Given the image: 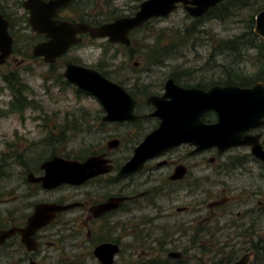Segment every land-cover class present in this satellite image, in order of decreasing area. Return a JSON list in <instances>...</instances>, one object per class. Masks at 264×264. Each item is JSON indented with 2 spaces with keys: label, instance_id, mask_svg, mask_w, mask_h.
Segmentation results:
<instances>
[{
  "label": "flooded vegetation",
  "instance_id": "obj_1",
  "mask_svg": "<svg viewBox=\"0 0 264 264\" xmlns=\"http://www.w3.org/2000/svg\"><path fill=\"white\" fill-rule=\"evenodd\" d=\"M109 1L114 0H63L64 4L57 6L55 0H0V16L12 40L11 51L0 64V122L12 117L11 123L15 120L23 127H26L25 123L29 124L23 131L16 126L8 130L0 128V231L13 229L0 241V264H86L89 259L103 264L94 253L96 247L103 243L117 245L118 250L111 261V264H117L120 240L115 236L100 235L103 228L113 227L138 228L134 238L146 240L149 244L145 252L141 251L142 255L132 257L129 252L131 259L120 264H129L147 256H161L162 260L167 258L172 264H192V260L198 264L229 263L209 261L217 259L223 250L212 246L213 250L207 251L206 247L211 244L250 243L257 237H264V161L252 152L250 145H237L220 152L216 147L198 148L183 140L163 150L154 149V153L145 157L136 170L120 171L145 138L160 128L163 122L161 110L149 99L170 100L166 95L169 82L180 88H197L204 92L217 85L252 87L260 82L264 86V62L258 61L257 49L252 48V60L247 71L252 79L243 83L225 82L223 67L218 66L220 61L217 58L212 59L214 62L207 60L211 63L210 74L206 66L189 69L187 66L191 61L177 60L166 53L161 58L154 55V58L144 61L143 67L139 61L123 66L121 81L108 78L95 68L131 95L134 99L133 115L124 120H105L106 113L100 104L101 122L122 128L118 129L120 137L107 140L105 145L93 146L92 143L88 150L66 156L62 148L67 119L64 122L56 111L35 107L37 94L32 92L30 82H25V75L33 66L52 70L57 81H66L67 86L76 89V93L91 95L69 83L64 71L69 63L92 67L80 60L79 47L88 41L100 39L103 43L107 39L93 38L87 31L77 33L80 42L71 44L53 61L45 60L44 55H35L33 50L35 46L49 42L47 29L50 24L53 27V23L65 21L72 25L98 26L121 16H132L145 0H132L135 4L126 5L123 11L115 7L106 10L102 5L97 9V4H108ZM37 9L41 15L38 25L41 31L33 28L35 20L32 13ZM210 9L201 16H192L184 4L179 3L174 11L180 10L187 19L198 22ZM170 14L152 17L131 30L129 44L114 45L132 52L143 49V45L138 48L133 43L132 34L147 28L152 22L164 24ZM156 30L157 35L171 36L169 41L175 39L176 33L208 35L205 27L160 26ZM202 37L195 41L194 47L205 41ZM165 46V42L155 43L144 49L150 51ZM184 110L175 112L186 113ZM185 117L173 115L168 118L176 127L187 122ZM219 119V113L213 109L200 116V121L205 124L217 123ZM261 121H264V116ZM88 126L95 125L88 123ZM241 135H258V142L264 150V123L248 128ZM56 156L80 162L97 157L95 165L98 169L108 167V170L81 184L59 183L48 188L42 182L46 175L43 166ZM65 189L73 192L67 199L64 198ZM111 198L120 200L108 209L100 207ZM46 204L74 206L57 210L48 222L34 225L31 232L26 231L32 217L49 214L37 215V208ZM256 223L258 230L248 235L247 231L255 229ZM148 227L152 229L151 234L145 229ZM66 230L72 234L65 236ZM150 250H155V253L151 254ZM174 251L179 252V256L170 254ZM65 253L70 254L67 260L63 259ZM244 254H249L247 264H250L256 252L239 249L230 262ZM82 256L84 259H79Z\"/></svg>",
  "mask_w": 264,
  "mask_h": 264
},
{
  "label": "water",
  "instance_id": "obj_2",
  "mask_svg": "<svg viewBox=\"0 0 264 264\" xmlns=\"http://www.w3.org/2000/svg\"><path fill=\"white\" fill-rule=\"evenodd\" d=\"M57 6L64 4L63 0H55ZM222 0H145L132 16H121L113 21L102 23L98 26H89L84 23L70 24L61 21L50 24L47 44L35 46V55H44L45 60L53 61L63 54L71 44L80 42L77 33L89 32L93 38H106L110 43L129 44V33L140 27L152 17H165L169 15L177 4L182 3L192 16H201L212 6ZM40 12L37 9L32 13L33 28L41 31L38 26ZM49 21L50 16H48ZM6 23L0 16V64L11 51V37L8 35ZM254 31L264 41V10L255 15ZM69 83L93 95L105 111V120H124L132 117L134 99L118 83L108 79L98 70L79 64L69 63L64 71ZM167 94L170 100L164 101L158 98H150L149 101L158 104L161 110L160 128L145 138L140 147L135 150L134 156L120 172L136 170L145 157L154 153V149H166L183 140L189 141L198 148L216 147L220 152L237 146L250 145L252 152L264 161V150L258 142V135H244L241 133L248 128L264 123V86L258 82L252 87H239L233 85L213 86L207 92L197 88H180L169 82ZM172 84L174 86H172ZM170 86V87H169ZM173 88V89H172ZM161 103V104H160ZM178 109H185L186 113H176ZM213 109L219 113V121L213 124H205L200 121V116L206 110ZM174 110V112H173ZM176 111V112H175ZM181 115L187 122L174 127V122L169 116ZM167 116V117H166ZM168 118V119H167ZM170 121V122H169ZM176 129V130H175ZM178 129V130H177ZM175 131V132H174ZM178 133V134H177ZM153 143V144H152ZM97 157H89L85 161L67 159L56 156L44 164L46 175L42 178L45 187H52L59 183L81 184L90 177L107 169H98ZM101 163V161H99ZM120 199L111 198L100 207L110 208ZM74 204H46L37 208V215L49 214L46 217L34 216L29 220L26 231L31 232L32 227L45 224L57 210H65ZM13 232V229L0 231V241ZM118 247L112 243H103L96 247L94 253L103 264H111L112 256ZM179 256V252L170 253ZM249 254H244L240 259L221 264H247Z\"/></svg>",
  "mask_w": 264,
  "mask_h": 264
},
{
  "label": "rangeland",
  "instance_id": "obj_3",
  "mask_svg": "<svg viewBox=\"0 0 264 264\" xmlns=\"http://www.w3.org/2000/svg\"><path fill=\"white\" fill-rule=\"evenodd\" d=\"M132 0H114L109 1L108 4L100 3L97 4V9L102 5L103 9H113V7L123 11L126 8V5H133L135 3L131 2ZM132 3V4H130ZM242 17L233 16L231 19H227L225 21L205 18L202 20V27L208 29V35H204L202 39L203 43L196 47L192 46L188 51H185L183 56L175 58L180 60H188L191 61V66L189 69L198 67V65L206 66L208 69V73L210 74L212 71L211 63H208V57H213L209 52L211 46L215 44H222V40L233 37L235 34L244 32L247 30L244 25L246 22L242 20V22H238V19ZM232 19H235L233 21ZM185 22L187 24L190 23V19H187L183 12L180 10L173 11L168 19L164 22V24H156L152 22L148 25L147 28L134 32L132 34L133 43L137 45L139 48L143 45V49L139 51H130L128 49L122 48L121 46L112 44L110 47L105 46L102 47V41L95 40L94 42H85L83 46L79 47V58L84 64H88L94 68L98 66V62L102 61V67L105 70L111 71V76L113 80L121 81L123 66L125 65H133L134 62L139 61V64H142V67L145 65L144 61L148 60L146 53V47L151 44L159 43L157 39V28L160 26H172L175 28L181 27V24ZM200 23V21L198 22ZM151 34V35H150ZM150 35V36H149ZM148 49V48H147ZM252 51V50H251ZM250 51V52H251ZM242 52L243 56L240 58L230 59L226 55L219 54L215 56L218 61V66L221 63H231L237 71L241 73L249 71V65L251 64L252 55L248 49L243 48ZM253 52H251L252 54ZM115 56L113 57V55ZM249 54L250 56H247ZM224 56V57H223ZM150 57V56H149ZM214 60V59H213ZM211 59V62H214ZM232 60H245L239 61L237 63L232 62ZM224 61V62H223ZM238 65H234V64ZM220 67V66H219ZM224 70V69H223ZM224 73V71H223ZM27 78L25 82H30V86L32 92L37 94L35 107H46L48 111H53L59 113L60 119H67V122L64 123L65 132L63 133V148L62 153L73 155L80 153L81 151L88 150L90 145L95 146L96 144H106V141L112 139L114 137H120V129L114 125L103 124L101 122L100 116L103 114L100 112L101 105L99 101L91 96L85 95L83 93H76L75 88H72L60 82V80H56V74L53 71H49L48 69L39 68L37 66H33L29 73H26ZM46 77L44 79L43 77ZM122 83V82H121ZM32 114L34 111H31ZM10 118H7L0 122V128L8 130L12 129L15 126L23 131L24 128L29 127L28 123H25L26 127H23L22 124H18L17 121L13 120V123L10 122ZM88 123H94L95 126L89 128ZM32 126V125H31ZM118 129H120L118 131ZM92 147V146H91ZM71 189H65L64 198L67 199L71 195ZM154 228V227H153ZM147 232L150 233L152 231L151 228H145ZM138 228L131 227H118V228H103L100 235H108L115 236L121 242V252H119L117 259V264L124 263L125 260L131 259L129 257V252L132 253V257L135 255H142V252H145L147 247L146 240L145 242L141 241L138 238H134L137 234ZM99 232V233H100ZM97 233V235L99 234ZM72 233L69 230H66L65 236H70ZM151 234V233H150ZM182 246V245H181ZM180 250V249H178ZM151 254L154 251L150 250ZM192 253H189V255ZM70 257L69 253L63 254V259H68ZM85 256L79 257V259L83 260ZM133 259V258H132ZM97 262V261H96ZM96 262L92 259H89L86 264H96ZM126 262V261H125ZM203 262H206V258L204 257ZM193 264H198L194 260L191 261ZM209 264V263H208Z\"/></svg>",
  "mask_w": 264,
  "mask_h": 264
},
{
  "label": "trees",
  "instance_id": "obj_4",
  "mask_svg": "<svg viewBox=\"0 0 264 264\" xmlns=\"http://www.w3.org/2000/svg\"><path fill=\"white\" fill-rule=\"evenodd\" d=\"M264 9V0H222L217 6L210 9V11L203 16L202 20L205 18L225 21L227 19H231L233 16H241V19H238V22H242V20L245 23L244 27L247 29L244 32L235 34L231 38H227L225 40H222V44H215L211 46L210 48V54L213 57H208L207 60L214 59L216 60V54H223L227 57L234 58H241L243 56V48H246L251 51L252 48L257 49V59L258 61L264 62V42L253 32L254 28V17L256 13L260 10ZM199 19V18H198ZM201 22L198 23L195 21V19H190V23L187 24L183 22L181 24V27L178 28H194V29H201L203 28V24ZM235 21V19H232ZM199 34V33H198ZM195 34V33H176L174 36L173 41H169L168 37H171L169 35H163L162 33L158 34L156 37L159 41L158 44H161L163 42L166 43L165 47L162 48H153L149 49L150 51H144L146 53V56L148 59L154 58V55H157V58H161L163 53L172 55V58H178L183 56L184 52L186 50H189V45L192 47L196 40H200L202 36ZM194 38V39H191ZM164 39H167V41H164ZM112 44L109 43L107 40L103 41L102 47L105 48V46L110 47ZM106 50V48H105ZM251 55V52H250ZM247 54V56H250ZM115 54L113 55V57ZM150 56V57H149ZM224 57V56H223ZM252 58V57H250ZM261 58V59H260ZM230 60H228V63H221L220 66L223 67V79L224 81H231V82H247L249 79H252V76L247 73L240 71H237L238 69H235L234 66L229 63ZM239 61H245V60H232V62L237 63ZM224 62V61H223ZM233 63V64H234ZM98 66H96V69L101 71L105 76L108 78H112L111 71L105 70L102 67V61L98 62ZM238 65V64H234ZM239 66V65H238ZM242 74V76H241ZM63 84L68 85L66 81L63 82ZM66 156H70L66 154ZM258 222V220H257ZM257 224V223H256ZM248 229H250L249 226H247ZM258 224L256 225L255 229H251L247 231L248 235L253 234L254 231H257ZM212 246H215L213 249L219 248L220 250H223L221 252L220 256L217 257V259H214L213 261L209 259V261L213 263H220V262H230L234 259V256L237 254V251L240 249L243 250H249L253 249L256 254L254 259L250 264H264V237H257V239L253 242H234V243H227V244H218L217 246L215 244L208 245L206 247L207 251H212ZM230 252V253H227ZM169 259L162 260V257H153V256H147L137 259L136 261L129 263V264H172L168 262Z\"/></svg>",
  "mask_w": 264,
  "mask_h": 264
}]
</instances>
